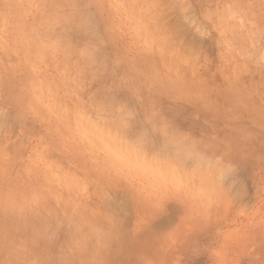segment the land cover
I'll use <instances>...</instances> for the list:
<instances>
[{"label": "clouds", "instance_id": "clouds-1", "mask_svg": "<svg viewBox=\"0 0 264 264\" xmlns=\"http://www.w3.org/2000/svg\"><path fill=\"white\" fill-rule=\"evenodd\" d=\"M242 261L264 0H0V264Z\"/></svg>", "mask_w": 264, "mask_h": 264}, {"label": "rangeland", "instance_id": "rangeland-1", "mask_svg": "<svg viewBox=\"0 0 264 264\" xmlns=\"http://www.w3.org/2000/svg\"><path fill=\"white\" fill-rule=\"evenodd\" d=\"M66 183H69V185H70V182L68 181H66ZM81 192H86V188L85 187H83V186H81ZM231 227H233V228H235V227H239V222H235V223H233L232 225H231ZM260 231V229H259V227H257L256 228V232H259ZM256 239H257V241H259V236H257L256 237ZM257 251H259V249H257ZM242 264H246V262H243L242 261Z\"/></svg>", "mask_w": 264, "mask_h": 264}, {"label": "bare ground", "instance_id": "bare-ground-1", "mask_svg": "<svg viewBox=\"0 0 264 264\" xmlns=\"http://www.w3.org/2000/svg\"><path fill=\"white\" fill-rule=\"evenodd\" d=\"M68 182V181H67Z\"/></svg>", "mask_w": 264, "mask_h": 264}]
</instances>
